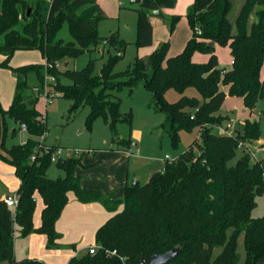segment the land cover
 Listing matches in <instances>:
<instances>
[{
    "label": "trees",
    "instance_id": "obj_1",
    "mask_svg": "<svg viewBox=\"0 0 264 264\" xmlns=\"http://www.w3.org/2000/svg\"><path fill=\"white\" fill-rule=\"evenodd\" d=\"M176 0H141L137 5L136 46L149 47L155 24H167L170 33L181 18L153 15L174 7ZM231 0H193L185 14L191 37L183 50L167 57L169 43L161 44L150 55L136 58L125 72L115 73V65L123 58L126 42L117 32L107 37L98 35V24L106 16L96 0H1L0 55L2 68L16 51H39L44 64L11 69L16 76L14 98L7 110L0 104V147L8 117L25 125L27 140L13 145L0 157L14 169L19 180L18 204L8 208L0 199V264H44L37 260L14 258V241L29 234L43 235L48 246L58 247L60 235L55 224L73 193L81 203L98 202L109 212L122 210L110 217L95 233L99 247L93 255L71 258L66 264H141L152 256L177 250L168 264H264V213L254 218L251 213L256 197L264 195L263 170L252 162L239 143L255 148L259 127L246 122L234 135H218L214 129L224 127L227 117L220 114L226 95L241 98L249 110L264 98V78L260 71L264 62V0H244L235 18V32L229 21ZM30 10L29 15L27 11ZM253 15L254 20L249 23ZM66 24L72 41L57 39ZM114 49L98 75L93 62L82 70L57 65L66 59L94 50L99 44ZM213 43V46L209 44ZM214 45L227 47L232 64L221 70ZM208 54L206 63H194V53ZM33 76L34 83H29ZM52 77L55 93L74 103V108H89L90 124L102 118L110 129L118 123H130V115L119 110L120 99L114 93L138 85L150 93L155 112L164 116L161 126L171 145L177 148L179 133L198 128L199 134L178 159L165 163L162 171L149 180L127 184L122 200H113L97 191L79 186L75 168L79 160L71 158L57 163L62 177L47 176L48 156L29 158L37 148V138L45 134L41 115L36 110L38 96L45 79ZM64 80V81H63ZM194 88L199 97L184 96ZM225 91H224V90ZM31 91L28 93V91ZM168 90L176 91L179 100L169 103ZM29 102H34L30 105ZM15 132V131H13ZM129 145L121 139L118 144ZM253 144V145H252ZM240 156L233 164L236 152ZM42 200L40 225L34 228L36 197ZM243 235L245 259L238 262L237 240ZM216 249L220 252L213 257ZM116 251L115 256L106 252Z\"/></svg>",
    "mask_w": 264,
    "mask_h": 264
},
{
    "label": "rangeland",
    "instance_id": "obj_2",
    "mask_svg": "<svg viewBox=\"0 0 264 264\" xmlns=\"http://www.w3.org/2000/svg\"><path fill=\"white\" fill-rule=\"evenodd\" d=\"M97 2L106 16L98 24V35L107 37L113 32H118L119 38L127 44L123 58L114 67L115 73L125 72L133 66L141 52V49L136 46L137 6L131 5L130 0H97ZM243 2L244 0H231L232 8L229 13V21L232 24L233 32H235V18ZM191 5L192 0H176L173 9L164 14V17L168 19L173 16L181 17L173 32L170 33L169 26L163 23L155 31L152 47L144 54L154 52L165 42H169L170 45L167 57H174L182 51V46L186 44L187 38L191 35V30L184 17ZM250 19L254 20L253 15ZM57 39L64 42L73 40L66 24L58 32ZM214 53L221 70L231 67L232 60L227 47L217 45L214 48ZM116 54L117 52L114 49L107 48L101 43L94 50L84 52L75 59L61 61L56 68L64 70L65 63H67L66 68L68 69L82 70L90 62H93V74L98 75L108 56H116ZM207 55L196 52L194 58L205 61ZM2 61L3 58L0 55V64ZM32 64H44L39 51H16L9 60L8 65L10 68L0 67V104L3 110L8 109L15 95L16 76L11 69ZM262 77H264V62L260 71V78ZM54 82L52 77H47L43 92L39 94V91H34L38 96L36 110L44 118L46 128L44 142L48 146L61 148L63 150V161L71 158L79 160V165L75 169L76 174L81 178L80 188L82 186L91 188L86 189L87 191H97L103 195V191L107 190L116 200H122L127 174L128 184H132L137 179L138 183L143 185L148 180L150 173L161 168L165 155L170 158V161L178 159L181 154L186 152L192 141L198 137V128L190 132L181 131L178 146L174 148L166 134V129L161 126L165 122L164 116L155 112L150 93L143 89L141 85H138L131 92L128 88H123L120 92L114 93L120 99V112L130 115V123L129 125L124 122L118 123L112 130L104 123L102 118H96L89 124L87 122L88 106L81 105L74 108L72 101L54 92L51 87ZM29 83H34L33 76L29 77ZM46 92L54 94V96L46 97L45 94H42ZM183 95L199 97L194 88L187 89ZM180 96L174 90H168L165 93V99L169 103L178 101ZM220 114L227 117L225 125L232 126L231 132L242 130L241 127L247 121L256 123L259 127V134L258 139L252 145L255 146L256 150L264 145V98L259 100L253 109L249 110L244 106L241 98L226 95ZM4 123L7 132L1 140V156H5L13 145H20L29 137L19 125L8 117H5ZM214 131L216 132V129ZM121 139L130 142L125 153L111 149ZM65 150L72 152L74 155L67 159L64 155ZM239 156L240 151H237L231 164ZM257 156L262 157L263 154L257 152ZM47 176L51 179L63 176V173L57 167V163L50 164L47 169ZM16 184V177L10 165L0 157V196L5 197L8 191L15 189ZM11 194L15 195L16 193ZM70 197L74 198V194L70 193L68 199ZM255 201L256 206L251 215L257 218L264 213V195L256 197ZM35 214L34 228L35 225L37 227L40 225L38 204ZM220 250L216 249L213 257ZM67 251H72L71 245L48 246L47 238L43 235L29 234L17 238L14 242V258L17 262L24 259H35L44 264L67 263L71 259L68 257L70 253H67ZM236 254L238 262L242 263L245 259L243 235H240L237 240ZM82 255L83 253H78L75 258Z\"/></svg>",
    "mask_w": 264,
    "mask_h": 264
},
{
    "label": "crops",
    "instance_id": "obj_3",
    "mask_svg": "<svg viewBox=\"0 0 264 264\" xmlns=\"http://www.w3.org/2000/svg\"><path fill=\"white\" fill-rule=\"evenodd\" d=\"M96 3L98 4L97 0H96ZM192 3H193V0H192ZM135 5L137 6V4H135ZM98 6H99V4H98ZM171 9H173V8H171ZM171 9L161 10L162 16H164V14L166 12L170 11ZM252 21L253 20L250 19L249 23H251ZM161 26H162V24H155L153 26L152 43H153V37H154L156 29H158ZM190 37H191V35H190ZM190 37L187 38L186 42L188 41V39ZM152 43H151V45L149 47L140 48L141 52H140V56L138 58L146 57V56L151 54V53H147V54H144V53L149 48L152 47ZM184 46H185V44L182 46V50H183ZM215 46H217V45H214V48H215ZM2 58H3V56H2ZM208 59H209V55H207V59L205 61L204 60H196L194 58V54L192 56V61L194 63H206L208 61ZM228 69H230V67ZM228 69H226V70H228ZM263 78L264 77H262L261 80ZM150 98H152L151 95H150ZM226 125H228V124H226ZM241 128H243V127H241ZM126 148H129V146L128 145H124V144H118V143L115 145V147H111L112 150H116V151H120V152H124V153L127 152ZM165 156L163 158L164 162H163L161 168L158 169L157 171H154L153 173H156V172H159V171L163 170L164 165L166 163L165 162ZM169 160H170V158H169ZM11 170L14 173L13 167H11ZM153 173H150V175L148 177V180H149L150 176ZM74 174L79 179V186H80L81 178L78 177V175L76 174V170L74 171ZM16 181H17V184H16L15 189L13 191H8L6 193V196L7 195H12L11 193H13V192L16 193V191H17V189L19 187V184H20L19 180L17 178H16ZM135 181L138 182L137 179ZM127 184H128V174L126 175L125 187H126ZM81 189L87 191L86 189H91V188L90 187H86V186L85 187L82 186ZM108 192H110V191H107V190L103 191V193L106 194L105 196L111 197L113 200H116L114 198V196L112 194H109ZM69 194H68V197H69ZM3 198L4 197L0 196L1 200H3ZM37 204H38V212H39V215H40L42 207H43V204H42L41 198L38 197V196L36 197V206H37ZM35 210H36V208H35ZM116 210L117 211H115V212H109L108 210H106L98 202L81 203V202H79L77 200L75 195H74V198L70 197L68 199V204L65 206V209H64L63 213H61V216H60L59 220L55 224V231H56L57 234L60 235V238L57 241L59 243V245L60 244H62V245H71V247H72V251H70V252L67 251V253L68 252L70 253V255L68 257L69 258H73L78 253H83V255H84V254H86L87 249H88L89 246L96 245L95 244V233H96L97 229L101 225H103L114 214L120 212L122 210V206L121 205L118 206ZM35 216H36V214H35V211H34L33 224H35V222H34V217ZM35 228H37L36 225H35ZM60 264H66V263H60Z\"/></svg>",
    "mask_w": 264,
    "mask_h": 264
},
{
    "label": "built area",
    "instance_id": "obj_4",
    "mask_svg": "<svg viewBox=\"0 0 264 264\" xmlns=\"http://www.w3.org/2000/svg\"><path fill=\"white\" fill-rule=\"evenodd\" d=\"M231 64H232V61H231ZM42 94H45L46 97L54 96V94L52 95V94H49L48 92L42 93ZM40 121L42 124H44V118L42 116L40 117ZM231 128L232 126L230 125H225L224 127H218L216 128V133L218 135H227V136L234 135V131L231 132ZM21 129L24 132H26L25 125H21ZM44 140H45V134L37 138L38 146L37 148L33 150V154L29 158L30 162H34L38 156H48L50 163H58V162L63 161L62 159L63 150L56 146L46 145ZM254 149L255 148H252V147L250 148L249 146L247 148L243 143H239L238 145V150H245V152L250 156L252 162L259 164L260 168L263 170V176H264V145H261L260 147H258L257 150L256 149L254 150ZM64 152H65L64 155L67 159L71 158L74 155L72 154V152L68 150H65ZM257 152H260L261 154H263V156L258 157ZM165 162L166 163L171 162L167 156H165ZM3 202L6 207L14 209L16 208L18 204L17 195L16 194L7 195L3 198ZM98 249L99 247L97 245H92L88 247L87 252L88 254L93 255L97 252ZM106 255L110 257L115 256L116 251L106 252Z\"/></svg>",
    "mask_w": 264,
    "mask_h": 264
},
{
    "label": "water",
    "instance_id": "obj_5",
    "mask_svg": "<svg viewBox=\"0 0 264 264\" xmlns=\"http://www.w3.org/2000/svg\"><path fill=\"white\" fill-rule=\"evenodd\" d=\"M141 0H130V4L131 5H135V4H139ZM30 10L27 11V15H29ZM153 15L161 17L162 13L161 11L157 10V11H153L152 12ZM210 46H213V43L209 44ZM31 91L29 90L28 93H30ZM34 102H29L30 105H33ZM137 181H134L132 184L134 185ZM177 253V250H171L169 252H166L164 254H158V255H154L152 256L151 260L149 263H146L145 259L141 260V264H168L171 259L175 256V254Z\"/></svg>",
    "mask_w": 264,
    "mask_h": 264
}]
</instances>
